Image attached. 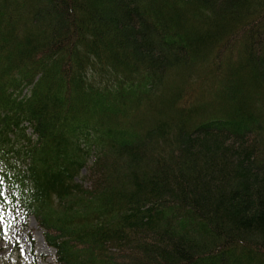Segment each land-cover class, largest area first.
Masks as SVG:
<instances>
[{
	"label": "trees",
	"instance_id": "16d2710c",
	"mask_svg": "<svg viewBox=\"0 0 264 264\" xmlns=\"http://www.w3.org/2000/svg\"><path fill=\"white\" fill-rule=\"evenodd\" d=\"M6 202L55 264H264V0H0Z\"/></svg>",
	"mask_w": 264,
	"mask_h": 264
},
{
	"label": "rangeland",
	"instance_id": "374dc122",
	"mask_svg": "<svg viewBox=\"0 0 264 264\" xmlns=\"http://www.w3.org/2000/svg\"><path fill=\"white\" fill-rule=\"evenodd\" d=\"M43 232L17 206L0 204V264H55Z\"/></svg>",
	"mask_w": 264,
	"mask_h": 264
}]
</instances>
